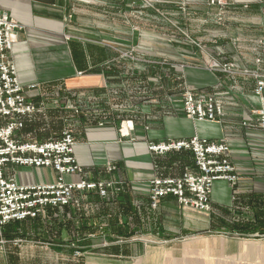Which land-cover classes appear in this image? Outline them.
Returning <instances> with one entry per match:
<instances>
[{"label": "crops", "instance_id": "obj_1", "mask_svg": "<svg viewBox=\"0 0 264 264\" xmlns=\"http://www.w3.org/2000/svg\"><path fill=\"white\" fill-rule=\"evenodd\" d=\"M208 1L0 0L2 10L22 26L13 45L12 58L21 85L26 88L36 87L27 92L32 101L37 103L49 100L66 91L71 92L70 94H91L97 111H100L99 105L108 106L107 110L104 109L96 117L86 114L73 117V112L69 111L70 119L67 120L71 123V132L77 142L75 156L83 167L87 180L111 181L119 187L117 196L106 201L101 218L112 215L115 221L118 220L114 225L116 231L120 228L130 233L139 231L140 236L148 242L154 238L168 239L188 235L207 224L210 228L214 226L223 230L219 223L222 220L229 222L228 218L231 216L234 218V215L239 214L254 218L257 213H264V130L259 125L258 115L252 111L254 107H258L257 98L252 96L255 87L253 81L245 82L244 79L229 76L227 78L213 70L194 69V74L187 83L192 90H202V95L214 94L216 97L215 91L220 87L242 95L229 99L231 103L225 104L224 116L215 123L191 120L181 109L169 111L161 108V105H152L150 100L145 107L139 108L141 113L136 114L135 118L127 116L128 119H136V129L131 132V136L123 137L120 122L126 120V117L122 112L113 114L112 110L110 114L108 111L111 105H121L122 97L114 94L110 97L109 92L110 89L124 87V80H117L119 84L110 85L105 69H110L111 66L124 72L125 65H120V52L123 47L134 50L140 37L148 42L152 50V33H137L136 26L138 23L146 26L148 18L151 20L153 5L164 10L178 8L179 5L205 10L209 8ZM235 1L238 4H254L258 0ZM167 39L161 40L164 46L159 48L160 57L164 54L163 51L167 52L163 49L168 48L169 43L173 47L174 43L182 44L177 45L179 49L175 53L182 57L186 54L181 48L188 49L185 47V39ZM190 47L189 53L195 56L202 54L207 58L210 57L208 52L213 54L214 49L221 51L220 47L215 48L208 40L207 52L204 49L201 51L200 47ZM162 66L163 82L154 79L153 87L168 89L165 82L172 74L173 78L176 77L173 86L182 87L185 76L181 77L180 67L174 65L169 69ZM240 88H243L242 91H239ZM246 88L250 90L248 93ZM149 98L152 99L151 95ZM71 103L72 100L66 98L61 105ZM59 110L61 111L51 117L52 122L69 113L65 112L67 109ZM48 112L52 116L53 111ZM48 127L45 126L44 131L48 130L52 136V128ZM195 136L229 144L230 159L239 176L237 184L232 186L225 181L214 183L210 195V214L181 206L173 196L162 199L157 210H152L150 191L153 180L178 178L187 170L193 169L191 165L174 160V153L166 156L152 154L148 149L149 143L190 139ZM36 137L37 133H34L25 138L37 140ZM110 165L115 167L111 174L108 169ZM47 176L49 181H46ZM7 177L25 185L53 183L57 179V175L50 170L25 168H9ZM39 178L43 181L35 182ZM80 179L79 176H74L67 177L66 181L78 182ZM96 200L97 196L91 193L82 197L81 203L85 202L92 208V202ZM117 242L114 241L113 244Z\"/></svg>", "mask_w": 264, "mask_h": 264}, {"label": "rangeland", "instance_id": "obj_2", "mask_svg": "<svg viewBox=\"0 0 264 264\" xmlns=\"http://www.w3.org/2000/svg\"><path fill=\"white\" fill-rule=\"evenodd\" d=\"M207 5L209 8L205 10L192 9L186 5L164 10L154 4L151 20L148 18L146 26L143 23L136 26L137 33H152V50L148 42L140 37L134 50L123 47L120 52V65H125L124 72L122 69L119 72V68L111 66L110 69H105V76L110 85L119 84L117 80H124V87L110 89L109 92L110 97L114 94L128 98V102L121 104V107L114 104L108 110L110 114L112 110L113 114L122 112L126 117V120L120 122V131L121 126L129 120L133 122L135 131L136 119L134 121L127 116L140 114L139 108L145 107L147 101L152 100V105H161V108L169 111L183 110V95L191 89L187 83L193 76L194 69L213 70L227 78L229 76L244 79L245 82L253 81L255 86L256 75L264 72V0H258L254 4H238L235 0H209ZM167 38L185 39V47L189 50L190 46H195L205 52L208 40L215 48L220 47L221 51L214 49L213 54L208 52L210 57L207 58L202 54L195 56L181 46L182 51L186 52L182 57L175 53L179 49L177 45L182 44L174 43L173 47L169 43L168 48L163 49L167 52L163 51L164 54L160 57L159 48L164 46L161 40H168ZM133 65L135 67H132ZM162 65L169 69L174 65L180 67L181 77L185 76L182 92L175 90L173 74L169 75L171 78L168 83L164 81L165 85L168 84V89L161 87L167 92L166 96L155 97L156 95L142 88L141 79L145 80V83L144 80L142 83L148 90L153 87L154 79L163 82ZM178 88L182 89L180 85ZM219 89L220 87L215 91L216 99L223 106L225 113V104L231 103L229 99L242 95L231 89ZM240 89L239 91H242L243 88ZM254 90L255 87L253 92ZM194 91L203 94L202 90ZM245 91L248 93L250 90L246 88ZM70 93L65 91L58 97L40 100L37 103L44 109L35 116L49 115L44 121V124L48 125L52 124L51 117L61 111L59 108L67 109L65 112L71 110L73 117L85 114L96 117L108 108L107 105H99L100 111H97L91 94ZM247 93L245 95H248ZM150 95L152 99L149 98ZM209 95L215 97L214 94ZM66 98L72 100V103L62 106V100ZM227 107L231 108L230 105ZM257 108H253V113ZM50 110L53 111L52 116L48 114ZM183 113L185 114L184 110ZM69 116L70 112L62 115L63 128L58 132L50 129L51 137L55 138L54 136H60L65 130H71V123L67 120L70 119ZM46 179L50 180L48 176ZM40 181L43 179L39 178L35 182ZM115 196L117 192L111 190L107 199L101 200L97 197V200L92 202V208L82 202L65 209L50 211L47 216L38 219V229L31 232L30 237L7 239L4 235L7 226H0V264H264V235L257 232L232 233L226 229L210 228L207 224L201 225L198 230H193L188 235L168 239L154 238L148 242L140 236L139 231L130 233L124 228L116 231L117 228L112 224L113 221L117 224L118 220L115 221L112 215L101 218L106 201ZM211 211L204 214H210ZM249 219L252 218L239 214L228 218L229 222ZM60 227L63 228L59 230ZM123 232L126 234L121 236L120 233ZM114 241L119 242L113 244Z\"/></svg>", "mask_w": 264, "mask_h": 264}, {"label": "built area", "instance_id": "obj_3", "mask_svg": "<svg viewBox=\"0 0 264 264\" xmlns=\"http://www.w3.org/2000/svg\"><path fill=\"white\" fill-rule=\"evenodd\" d=\"M215 2L213 1L212 4ZM222 4L221 1H218ZM22 26L0 4V226L37 219L55 211L81 203L82 197L91 193L105 200L110 191L119 187L110 181H89L75 156L77 144L71 130L58 138L28 139L23 135L25 119L34 117L44 107L32 101L27 92L36 87L21 85L12 58L13 45ZM250 72H245L249 74ZM254 95L258 100L255 114L264 130V72L256 75ZM183 90V86H182ZM186 116L198 122H218L224 116L223 106L216 97L202 95L189 89L183 95ZM103 125V123H101ZM134 130L132 121L121 126L123 137ZM149 151L157 156L190 152L195 169L187 170L178 178H157L151 183L150 207L156 210L159 202L175 197L181 206L199 212L212 210L210 195L214 183L225 181L235 186L238 172L230 159L227 143L209 141L199 137L182 140L151 142ZM25 169L50 170L57 175L53 183L25 185L7 177V171ZM109 171L115 170L110 165ZM79 176L78 182H67V177Z\"/></svg>", "mask_w": 264, "mask_h": 264}, {"label": "trees", "instance_id": "obj_4", "mask_svg": "<svg viewBox=\"0 0 264 264\" xmlns=\"http://www.w3.org/2000/svg\"><path fill=\"white\" fill-rule=\"evenodd\" d=\"M143 78V77H142ZM173 78V77H172ZM173 82L174 84L176 83V77L173 78ZM144 79H141L140 82H143ZM140 83V85L142 86L143 89H145V91H148L149 93L151 92L152 94L156 95L155 97H162V96H166L167 92L164 91L163 88H148L146 89L143 85V83ZM145 83V80H144ZM175 90H179L180 92H182V89H179L177 87H174ZM128 102V98L125 96H122L121 99V104L123 105L124 103ZM108 109V108H106ZM47 116L49 115H42V114H38L37 116H34L32 118H27L25 119V127L23 129V135L26 137L28 135H32L34 133H40V135H37V139H41L42 138H49L51 137L49 135L48 130L44 131L45 126L48 127V125H51L52 130L55 131H59L63 128V120L60 119V117H57L52 124H44V121H46L48 118ZM79 117V116H78ZM81 117V116H80ZM55 138H58L59 136H54ZM173 154V153H171ZM169 155V154H168ZM172 158H174V160L179 161L183 164H187V165H191L192 169H195V162H194V158L192 153L190 152H180V153H174ZM53 211V210H51ZM50 211L47 212V214L45 216L48 215ZM51 213V212H50ZM38 219H32V220H27L25 222H15L12 223L10 225H8L6 227V230L4 232V235L6 236L7 239H12L18 236H23V237H30L31 232L35 231L36 229H38L36 227V223L38 222ZM116 223L113 221V226ZM219 227L229 230L232 233H259L261 235H264V213H257L256 216H254V218L249 219V220H239V221H235V222H227L225 220H222L221 223H219ZM63 227H60L59 230H61ZM212 228L214 229L215 227L212 226ZM121 236L123 234H126L125 232L120 233Z\"/></svg>", "mask_w": 264, "mask_h": 264}]
</instances>
